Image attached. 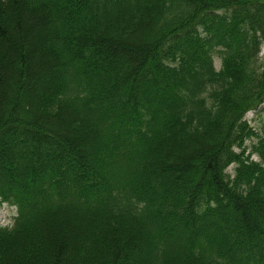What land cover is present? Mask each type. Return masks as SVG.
I'll use <instances>...</instances> for the list:
<instances>
[{"label": "trees", "instance_id": "trees-1", "mask_svg": "<svg viewBox=\"0 0 264 264\" xmlns=\"http://www.w3.org/2000/svg\"><path fill=\"white\" fill-rule=\"evenodd\" d=\"M263 48L264 0H0V264H264Z\"/></svg>", "mask_w": 264, "mask_h": 264}, {"label": "rangeland", "instance_id": "rangeland-1", "mask_svg": "<svg viewBox=\"0 0 264 264\" xmlns=\"http://www.w3.org/2000/svg\"><path fill=\"white\" fill-rule=\"evenodd\" d=\"M264 54V48L262 49L261 55ZM215 65L217 68L221 66V60L219 58L215 59ZM264 106V104H263ZM247 120L250 125L256 130V135L251 139H248L246 145L248 147L247 153L253 151L254 146H260L261 142L264 141V109L258 112L250 111L246 115ZM251 158L257 161H263V157L258 152H252ZM234 166H230L228 171L233 173ZM17 215V209L15 207L9 206L7 203H0V227H6L12 225L14 222V217Z\"/></svg>", "mask_w": 264, "mask_h": 264}]
</instances>
